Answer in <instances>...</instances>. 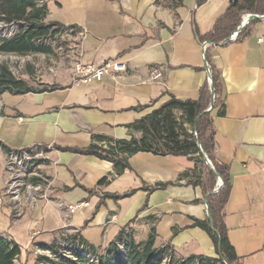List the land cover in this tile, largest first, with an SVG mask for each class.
Here are the masks:
<instances>
[{
    "label": "crops",
    "instance_id": "obj_1",
    "mask_svg": "<svg viewBox=\"0 0 264 264\" xmlns=\"http://www.w3.org/2000/svg\"><path fill=\"white\" fill-rule=\"evenodd\" d=\"M196 1L182 0L171 10L165 2L154 5V0H45V22L76 27L78 64L119 63L124 70L85 83L74 82L69 74L53 78L49 82L54 85L44 92L4 94V100L0 96V144L11 151L46 148L43 161L34 165L43 179H28L41 188L35 202H21V213L13 216L8 199L0 206V234L20 250L18 233H11L8 221L37 222L40 231L30 230V241L50 245L78 211L83 220L79 216L71 229L86 248L96 249L90 230H102L104 237L115 217L126 213L113 240L127 223L142 219L137 229L144 226L147 236L153 229L154 248L167 245L180 259L218 258L206 233L190 227V219L207 220L209 190L186 185L187 180L177 182L181 173L194 168V161L140 153L128 158L130 170L114 176L110 163L57 150L86 148L91 135L128 139L132 133L126 126L160 107L169 95L196 100L200 88L208 84L206 55L209 67L219 74L224 105L223 117H216V109L210 114L214 157L228 167L230 190L223 208L227 237L240 258L237 264H264V20L248 23V34L240 40L201 42L199 37L235 0H206L200 6ZM154 69L161 77L153 81L149 73ZM0 166L1 196L6 181L2 151ZM101 179L111 181L98 186ZM168 183L172 185L145 191ZM125 194L118 200L104 198ZM79 203L88 206L71 216L59 207ZM137 229L132 237L140 243L134 238Z\"/></svg>",
    "mask_w": 264,
    "mask_h": 264
},
{
    "label": "trees",
    "instance_id": "obj_2",
    "mask_svg": "<svg viewBox=\"0 0 264 264\" xmlns=\"http://www.w3.org/2000/svg\"><path fill=\"white\" fill-rule=\"evenodd\" d=\"M206 0H197L198 6ZM167 3L171 10L180 7L182 0H154V5ZM244 15L264 16V0H235L213 23L211 30L200 41H207L217 45L226 40L240 25ZM48 9L43 0H0V24L5 26L15 25L16 31L9 37L0 38V54L25 56L29 54H49V45L44 42L54 41L61 33L70 30L76 31V27H64L57 22H45ZM248 27H244L237 33V40L248 34ZM205 61L211 75V87L213 89V107L216 109V117L224 116V105L220 97L219 74L209 67L208 57ZM51 88V87H50ZM47 90L44 87L39 90L32 89L22 81L15 79L7 67L0 65V96L4 94L21 96L29 93H40ZM210 105L209 85L205 83L199 90L196 100L180 101L169 95V99L157 109L126 126L132 133L128 139L117 140L102 135H91L90 144L86 148H57L61 152H69L80 156L93 157L99 161L110 163L114 176H120L130 170L128 158L144 153L159 157H185L195 162L190 172H183L178 176L177 182L187 180L186 185L202 186L203 178L208 177L211 182H216L215 175L202 163L198 145L204 156L210 161L213 172L222 180V188L214 195L206 198L211 225L208 220L190 219V227L198 228L206 233L211 240L218 258L211 259L202 256H190L186 259H175L169 246L154 248V231L150 233L144 242L135 243L132 235L125 233L132 221L127 223L108 244L102 256H97L95 250L82 246L77 239V233L70 238L71 243H79L78 252L68 251L72 259L58 253L52 245L39 244L38 248L52 254L55 261L44 259L48 264H237L240 258L236 255L227 237V229L224 225L223 208L228 199L230 182L228 167L219 163L214 157V130L210 112L202 114ZM147 108V107H145ZM133 134L138 135L137 137ZM2 152L10 150L0 144ZM199 165V170H197ZM111 179H101L98 186L109 184ZM168 184L155 185L147 188V193L164 188ZM134 191H131V194ZM212 190L209 189V193ZM123 196L105 195L104 198L118 200ZM119 246H115V243ZM87 250H85L84 248ZM83 249V250H82ZM21 254L20 248L4 235L0 234V264H15ZM89 258H87V257ZM93 258L91 262L90 259ZM75 259V261L73 260ZM223 261V262H222Z\"/></svg>",
    "mask_w": 264,
    "mask_h": 264
},
{
    "label": "rangeland",
    "instance_id": "obj_3",
    "mask_svg": "<svg viewBox=\"0 0 264 264\" xmlns=\"http://www.w3.org/2000/svg\"><path fill=\"white\" fill-rule=\"evenodd\" d=\"M43 1L45 2V0ZM16 29L17 26L15 25L5 26L3 24H0V38L11 36L16 31ZM79 42H80L79 37L75 32L72 33L70 30H66L63 33H61V35H59L57 38H55L54 41L44 42L50 47L51 52L49 54H29L25 56L0 54V65L7 67L8 71L15 79L24 81L27 84V86L32 89L39 90L47 86L52 87L54 84L53 82L51 83L49 81H51L53 78L56 79L57 77H62L69 74L73 75L75 66L78 64L77 58H78ZM5 97L7 96L2 95L3 100L5 99ZM25 151L26 150H24V152ZM45 152H46V148L40 146L29 147V151L28 150L26 151V153H29L28 157H32V155H43L45 154ZM26 160L27 161L24 163H19V164L17 163V167H21L22 169L15 170V181H16V191L20 195V202L25 201L27 203H30L25 199L23 193H33L35 200V196L38 193H41V188L40 185H34L29 183L28 179L29 178L37 179L42 177L37 172L34 171L35 169L34 165L36 163L30 161L29 159ZM3 161H4V172L6 174V181L2 188V195L0 196V206L4 198L8 199V201L12 205L11 207L13 208L12 209V216H13L16 215L17 213H21V210L23 208L20 204L19 206H17V204L13 202V200H11V196L6 193L7 185H8V173L5 166L6 161L4 155H3ZM202 163L204 164L203 160ZM210 166L212 167L211 163ZM25 169H28L26 178H25ZM0 173H1V166H0ZM203 186L205 190H209V189L213 190L216 188V182L214 183L211 182V180L205 176L203 178ZM41 197L42 199H44V196ZM94 206L95 205H93V207ZM81 213L82 212L77 211L72 216L70 227L75 228L73 222L75 223V221L78 219L79 216H80V220L81 221L83 220ZM125 218H126V213H121L117 215L113 220V224L108 226L107 233H104V237L101 232L102 230L93 228L92 230L89 231V236L91 238V241H93V245L97 249V250L95 249V253L98 257L104 254L106 245L113 240L114 237L113 234L115 233L116 228L121 224V222ZM141 220L142 219H136L132 221V223L127 227V230L131 235L135 233L134 231L135 229H137ZM9 222L10 221H8V228H10L12 234L18 233L17 240L19 246L21 247V254L17 259V261H15V264H48L44 261V259L55 261L54 257L50 252L40 250L37 244L32 243L29 239L30 230L40 231L41 228L40 224H37V222L33 220L30 221L27 225L26 223L24 225L23 224L13 225ZM147 232L148 231L144 226L139 227L136 230V235L134 236L135 241L141 242L145 240L147 237ZM74 235L76 234L73 231L67 232V230H63V229L59 230L54 234L55 238L50 242L51 243L50 245L54 246L58 251V253H61L63 256L72 259V256L69 254L68 251L75 250L76 252H78V247H80V244L77 242L74 244L71 243L70 238L73 237ZM161 236L164 235L160 232V238H162ZM5 237L13 241L10 237L8 236ZM157 245H158V240H157ZM175 259L179 260L180 258L175 256ZM73 260L75 261V259Z\"/></svg>",
    "mask_w": 264,
    "mask_h": 264
},
{
    "label": "built area",
    "instance_id": "obj_4",
    "mask_svg": "<svg viewBox=\"0 0 264 264\" xmlns=\"http://www.w3.org/2000/svg\"><path fill=\"white\" fill-rule=\"evenodd\" d=\"M236 35H237L236 32L232 33L229 36V41L235 40ZM205 45H206L205 43L202 44L203 53L205 52ZM205 67L207 66L205 65ZM123 70H124V66L119 63L106 62L99 67H96L93 65L77 64L74 69L73 78H74V82L85 83L90 80H101L109 72H120ZM149 75H150L151 80L153 81L158 80L161 77V73L155 69L150 71ZM24 150H29V148L21 149L18 151L10 150L9 152H6V153L3 152L4 158L6 161L5 166H6L7 173H8V185H7L6 193L11 196V200H13V202H15L17 206H19V204L21 205V202H20V195L16 191L15 170L22 169L21 167H17V159H29L30 161H33L35 163H38L44 159V154L43 155H32V157H24ZM27 170L28 169H25V178H26ZM262 170L264 171V161L262 163ZM23 196L25 197L27 201L31 203L35 202L33 193H23ZM44 199H45V196H44ZM87 206H88L87 203H79L76 205H69V206L59 205L60 208H65V211L68 216L73 215L76 210L87 207ZM63 230H67V232L73 231L75 232V234L77 233L76 230L71 229L68 219L66 220V224ZM124 232L128 233L127 228L124 229ZM115 246H119V243L116 242Z\"/></svg>",
    "mask_w": 264,
    "mask_h": 264
},
{
    "label": "water",
    "instance_id": "obj_5",
    "mask_svg": "<svg viewBox=\"0 0 264 264\" xmlns=\"http://www.w3.org/2000/svg\"><path fill=\"white\" fill-rule=\"evenodd\" d=\"M264 20V16H257V15H246L245 18H243V20L241 21L239 27L237 28V30L235 31L236 33L239 32L241 29H243L248 23H250L251 21H254V20ZM227 41H229V38H227L226 40L223 41L222 44H225ZM204 65H206L207 67H205L206 69V72H207V75H208V84H209V90H210V105L209 107L206 109V111H204L202 114L204 113H208L211 111L212 107H213V89L211 87V75H210V71H209V68H208V65L206 63V61L204 60ZM198 148H199V151H200V154L202 156V160L206 166V168L211 171L215 177H216V188L212 190L211 193L207 194L206 197H208L209 195H214L216 194L223 186V183H222V180L213 172V169L212 167L210 166V163L209 161L207 160V158L204 156L200 146L198 145ZM207 220L208 222L210 223L211 225V219H210V216L209 214L207 213ZM223 262V261H222ZM223 264H225L223 262Z\"/></svg>",
    "mask_w": 264,
    "mask_h": 264
},
{
    "label": "bare ground",
    "instance_id": "obj_6",
    "mask_svg": "<svg viewBox=\"0 0 264 264\" xmlns=\"http://www.w3.org/2000/svg\"><path fill=\"white\" fill-rule=\"evenodd\" d=\"M27 151V150H26ZM26 151L24 152V157H28L29 156V153H26ZM29 151V150H28ZM41 152V151H40ZM37 153V152H36ZM27 160L26 159H17V163L19 164V163H24V162H26ZM29 167V166H28ZM20 176V175H19ZM22 176V175H21ZM17 177V176H16ZM21 182V181H20ZM22 185V184H21ZM36 188V187H35ZM18 189V188H17ZM79 248L80 247H78V250H79ZM119 249H121V247L119 246ZM87 257V256H86ZM87 258H89V257H87ZM91 260V262L93 261V258L92 259H90Z\"/></svg>",
    "mask_w": 264,
    "mask_h": 264
}]
</instances>
